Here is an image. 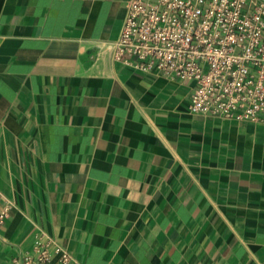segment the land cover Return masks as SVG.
I'll use <instances>...</instances> for the list:
<instances>
[{"label": "crops", "instance_id": "0c3cea01", "mask_svg": "<svg viewBox=\"0 0 264 264\" xmlns=\"http://www.w3.org/2000/svg\"><path fill=\"white\" fill-rule=\"evenodd\" d=\"M129 1L0 0V264H264V124L116 60Z\"/></svg>", "mask_w": 264, "mask_h": 264}, {"label": "built area", "instance_id": "2783aa9c", "mask_svg": "<svg viewBox=\"0 0 264 264\" xmlns=\"http://www.w3.org/2000/svg\"><path fill=\"white\" fill-rule=\"evenodd\" d=\"M126 14L116 60L186 85L192 113L264 124V0H130ZM33 248L12 264H83L50 237Z\"/></svg>", "mask_w": 264, "mask_h": 264}]
</instances>
